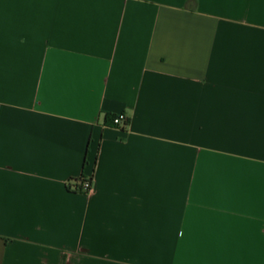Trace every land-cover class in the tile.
<instances>
[{"label": "crops", "instance_id": "1", "mask_svg": "<svg viewBox=\"0 0 264 264\" xmlns=\"http://www.w3.org/2000/svg\"><path fill=\"white\" fill-rule=\"evenodd\" d=\"M0 264H264V0H0Z\"/></svg>", "mask_w": 264, "mask_h": 264}, {"label": "trees", "instance_id": "2", "mask_svg": "<svg viewBox=\"0 0 264 264\" xmlns=\"http://www.w3.org/2000/svg\"><path fill=\"white\" fill-rule=\"evenodd\" d=\"M116 116H117L116 114H111V113L106 114L105 116L106 123L114 125V119ZM127 125H128V121L125 123V125H123L122 128H126ZM115 126H119V125H115ZM86 180H87V177L85 175H81L78 178L72 179L71 182L69 183V187L76 191H83L82 190L83 182Z\"/></svg>", "mask_w": 264, "mask_h": 264}, {"label": "built area", "instance_id": "3", "mask_svg": "<svg viewBox=\"0 0 264 264\" xmlns=\"http://www.w3.org/2000/svg\"><path fill=\"white\" fill-rule=\"evenodd\" d=\"M127 122V117L124 113L118 114L114 119V125H119L120 127H123L125 123ZM93 185V177H87V180L83 182L82 190L84 192H89L92 189Z\"/></svg>", "mask_w": 264, "mask_h": 264}]
</instances>
